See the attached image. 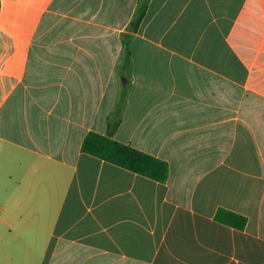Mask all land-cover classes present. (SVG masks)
Wrapping results in <instances>:
<instances>
[{
    "label": "crops",
    "instance_id": "crops-1",
    "mask_svg": "<svg viewBox=\"0 0 264 264\" xmlns=\"http://www.w3.org/2000/svg\"><path fill=\"white\" fill-rule=\"evenodd\" d=\"M137 2L0 0V264H264L250 0H150L131 33ZM126 86L112 137L165 161V183L80 150Z\"/></svg>",
    "mask_w": 264,
    "mask_h": 264
},
{
    "label": "trees",
    "instance_id": "trees-1",
    "mask_svg": "<svg viewBox=\"0 0 264 264\" xmlns=\"http://www.w3.org/2000/svg\"><path fill=\"white\" fill-rule=\"evenodd\" d=\"M149 1L150 0H138L133 17L127 27L129 32L135 33L137 31ZM129 37L130 35H125V59L127 63L130 54ZM126 94L127 86L114 110L113 118L109 120L107 134L88 133L82 140L80 150L85 154L153 181L165 183L169 172L168 165L165 161L134 149L129 145L120 143L112 137L120 124L121 110L126 99ZM214 218L217 222L237 230H243L247 223V219L244 216L222 208L216 211Z\"/></svg>",
    "mask_w": 264,
    "mask_h": 264
},
{
    "label": "rangeland",
    "instance_id": "rangeland-1",
    "mask_svg": "<svg viewBox=\"0 0 264 264\" xmlns=\"http://www.w3.org/2000/svg\"><path fill=\"white\" fill-rule=\"evenodd\" d=\"M237 43L241 48H258L264 35V0H250L239 22Z\"/></svg>",
    "mask_w": 264,
    "mask_h": 264
}]
</instances>
